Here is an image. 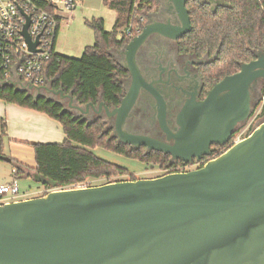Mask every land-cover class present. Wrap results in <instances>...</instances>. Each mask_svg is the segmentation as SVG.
Segmentation results:
<instances>
[{
	"label": "water",
	"instance_id": "obj_1",
	"mask_svg": "<svg viewBox=\"0 0 264 264\" xmlns=\"http://www.w3.org/2000/svg\"><path fill=\"white\" fill-rule=\"evenodd\" d=\"M185 4L172 0L178 24L147 21L122 48L126 66L121 65L132 83L116 107L101 100L83 105L50 85L14 80L1 85L60 103L62 112L87 124L89 110L104 112L115 118L113 136L131 147L144 145L183 161L199 158L249 118L250 86L264 78V52L215 83L202 101L185 104L178 129L169 134L173 144L124 131L139 85H145L136 50L154 32L177 39L190 31ZM27 25L28 19L22 34L34 50L37 41L31 42ZM161 124L165 128L164 120ZM1 160L10 162L6 156ZM31 178L51 190L0 203V264H264V120L197 169L76 188H58L37 173Z\"/></svg>",
	"mask_w": 264,
	"mask_h": 264
},
{
	"label": "trees",
	"instance_id": "obj_2",
	"mask_svg": "<svg viewBox=\"0 0 264 264\" xmlns=\"http://www.w3.org/2000/svg\"><path fill=\"white\" fill-rule=\"evenodd\" d=\"M103 3L115 11L111 30L104 29L102 18L92 19L89 26L94 30V43L85 46L78 58L53 50L40 75L47 85L54 90L71 93L80 104L96 105L101 100L112 108L119 105L124 95L122 80L128 73L110 52L121 50L132 39L125 34L127 27L142 30L144 23L139 21V17L146 18L156 12L160 2L103 0ZM223 3L213 9L197 0L186 2L191 30L181 36L180 46L185 51L198 54L206 51L217 54L212 62L202 67L206 88L237 72L241 63L254 58V50L264 52V0H223ZM7 78L0 73L1 101L44 114L57 121L65 135L61 142H21L32 148L34 166L29 167L10 158L16 177L26 175L31 178L32 173H37L56 182L58 188H74L114 181L110 178L128 173L126 168L95 155L91 148L96 145L136 158L150 168H163L167 164V158L160 152L144 154L142 150H129L125 144L118 143L101 119L87 124L86 121L73 119V114L68 111L62 112L60 103L44 97L34 98L9 83L1 85L8 82ZM19 81L24 82L21 78ZM6 128L5 118L0 116V159L6 156ZM42 186L45 190L51 188L49 185Z\"/></svg>",
	"mask_w": 264,
	"mask_h": 264
},
{
	"label": "flooded vegetation",
	"instance_id": "obj_3",
	"mask_svg": "<svg viewBox=\"0 0 264 264\" xmlns=\"http://www.w3.org/2000/svg\"><path fill=\"white\" fill-rule=\"evenodd\" d=\"M197 1L200 4H209L213 9L224 4L223 0H214L218 6L215 3H208L209 0ZM161 4L156 12L151 13L154 15L149 20L147 17L144 18L143 23L147 21H170L173 24H178L179 22L172 7V0H161ZM180 38L172 39L154 32L137 48L134 57L135 63L145 85H139L136 99L124 120V131L173 144L174 141L172 138L169 139V134L174 133L178 129L179 126L176 120L182 108L192 100L202 101L206 97L207 92L217 83L215 82L210 88H206L202 75V67L212 62L217 57V54H210L208 51L202 54L185 51L180 46ZM257 51L254 50L253 53L256 54ZM116 55L119 62L126 66V56L122 49L118 50ZM127 73V76L122 80L124 93L132 83L129 72L127 71ZM263 86L264 78H257L250 86L252 107L250 116L258 117L259 120L257 122L252 125L249 123L246 126V121L239 124L225 143L211 144L209 153L202 154L199 158L191 157L190 160L183 161L179 158H172L170 154L157 151L167 158V164L163 168H158V174L153 177L200 168L206 162L217 157L231 145L238 142L236 141L237 139L240 141L247 137L264 120ZM257 107L258 111L255 112ZM84 117L90 123L101 119L106 124V130H110L113 136L114 117L108 118L104 112L96 113L93 110H89ZM163 120L165 128L161 124ZM115 139L118 143L124 144L119 142L117 137ZM125 145L129 150H142L144 154L156 151L147 150L144 145L136 147Z\"/></svg>",
	"mask_w": 264,
	"mask_h": 264
},
{
	"label": "built area",
	"instance_id": "obj_4",
	"mask_svg": "<svg viewBox=\"0 0 264 264\" xmlns=\"http://www.w3.org/2000/svg\"><path fill=\"white\" fill-rule=\"evenodd\" d=\"M77 3L78 0H0V73L7 76V80L21 78L36 86L47 85L40 75L43 64L55 50L60 19L71 14ZM27 19L26 32L31 42L37 41L34 50L29 49L22 34ZM139 21L143 22L144 18L139 17ZM140 31L138 27L132 30L129 26L125 34L134 37ZM22 195L16 180L0 184V203L15 201Z\"/></svg>",
	"mask_w": 264,
	"mask_h": 264
},
{
	"label": "rangeland",
	"instance_id": "obj_5",
	"mask_svg": "<svg viewBox=\"0 0 264 264\" xmlns=\"http://www.w3.org/2000/svg\"><path fill=\"white\" fill-rule=\"evenodd\" d=\"M98 18L103 19L104 29L106 31H110L114 22L115 11L108 8L103 3V0H78L76 8L71 12V14L66 17H62V19L60 20L59 30L55 39V48L57 49V52L69 57H80L84 47L87 45H92L95 41L94 30L89 26V22H91L92 19ZM116 52L117 50H111L110 53L119 62ZM1 102L3 101L0 100V103ZM257 111L258 107L255 109V112ZM258 120V117L250 116L246 120L245 126L249 123H251L252 125ZM23 149V151L26 152L24 159L28 161V163H32L33 152L30 146L28 147V145H26V147H24ZM91 150L98 157L112 162L116 165L122 166L128 170V173H125V175L123 176L111 177L110 179L112 180L128 179L131 177L150 178L155 176L159 172L157 167L150 168L148 167V165H145L144 162H141L136 158L126 156L124 154H119L103 146L96 145L91 148ZM4 153L7 155L10 154V150L8 149V146L6 144V140L4 143ZM4 165L6 166L5 163ZM19 189L20 193L22 194V191H27L26 194L19 197V199H25L31 196L40 195L45 191L47 193L51 190V188L45 190V188L40 183L35 182L31 178H20Z\"/></svg>",
	"mask_w": 264,
	"mask_h": 264
},
{
	"label": "crops",
	"instance_id": "obj_6",
	"mask_svg": "<svg viewBox=\"0 0 264 264\" xmlns=\"http://www.w3.org/2000/svg\"><path fill=\"white\" fill-rule=\"evenodd\" d=\"M54 49L57 52V49ZM0 116L5 118L7 125V137L5 140L8 149L10 150V154H6V157L16 159L29 167L34 166V156L32 163H28V161L24 159L26 152L23 151V148L26 147V145L21 142H61L65 137L64 132L57 121L36 111L25 109L11 103L1 102ZM0 163H2L0 164V184L16 180L19 185L20 178H30L26 175L16 177L13 174V168L11 167L10 162L8 163L0 159ZM22 192H24L23 195H25L27 191Z\"/></svg>",
	"mask_w": 264,
	"mask_h": 264
}]
</instances>
